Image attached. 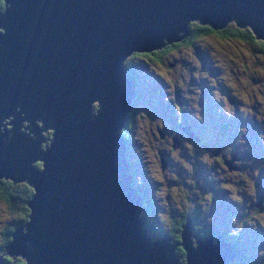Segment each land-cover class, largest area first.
Wrapping results in <instances>:
<instances>
[{"label":"water","instance_id":"95a60500","mask_svg":"<svg viewBox=\"0 0 264 264\" xmlns=\"http://www.w3.org/2000/svg\"><path fill=\"white\" fill-rule=\"evenodd\" d=\"M1 1L0 121L11 117L0 123V177L32 189L28 219L2 253L24 264H177L179 244L184 264L231 260L219 234L191 246L187 217L176 244L140 229L119 137L135 83L121 62L180 40L190 20L213 29L232 20L264 42V0Z\"/></svg>","mask_w":264,"mask_h":264},{"label":"rangeland","instance_id":"374dc122","mask_svg":"<svg viewBox=\"0 0 264 264\" xmlns=\"http://www.w3.org/2000/svg\"><path fill=\"white\" fill-rule=\"evenodd\" d=\"M212 40L214 39L201 37L193 44L189 58H184V55L190 51L189 47L176 48L175 52H170L167 58L172 62L171 65H166L165 60H162L150 66L151 63L145 65L139 60L136 71L134 69L133 74L138 78L137 84L140 85V88L135 86V90H138L140 94L142 92V100L137 108L138 118L135 120L134 136L129 145L131 151L129 154L126 153V158L131 162L134 187L139 188L140 184L151 187L146 190L148 198L146 208L149 207V210L146 212L142 210V212L144 216L148 214L147 218L152 225H158L161 221L164 222L161 224H167L169 212L175 214L180 208L191 206L199 199L200 205L211 206L206 208L205 212L198 214L200 220L203 218L205 221L204 216L207 214L214 217L212 224L217 227H221L223 223L230 224L229 218L236 210H239V207L235 202V205L228 206L219 204L221 201H229L224 195V182L227 180L238 185L248 170L255 171L257 175L253 178L252 185L248 184L243 192L246 193L256 182L264 185V143L259 136L261 133V139H264V59L248 48L243 41L230 40L224 43ZM203 49L204 56H202ZM167 81L168 84H166ZM202 87L206 89L205 97L201 95ZM175 88L178 89L176 97L182 100V105L179 110L175 109V118L172 119L169 111L164 113L161 109L158 100L167 102L165 108L168 104L173 105L172 90ZM224 95L234 99L233 106H229L226 101V107L218 103ZM92 103L95 104V102ZM223 111L233 117L230 118L234 120L232 125L235 124V126H230L227 121L229 117ZM196 115L199 116V123L193 124L196 122ZM258 115L263 117L261 122L257 120ZM10 117V115L5 116L0 123L9 120ZM168 120L170 122L173 120L175 126H181L182 122H185L183 123L185 125L189 124L193 130L202 135L201 140L206 144L202 147L198 142H196L198 146L192 141H182L181 144L176 142L171 151H168L169 142L172 143L169 138L175 134L170 131ZM35 123L39 125L38 121ZM21 124L24 126L25 121H21ZM211 126L215 131L211 130ZM250 127L255 129L259 143L254 140V132H249L247 135ZM230 128L236 138H241L239 142H234L230 138L228 134ZM48 131L49 129L40 131V135L46 137L45 134ZM159 133L161 138L158 136ZM28 134L31 136L30 133ZM45 145H47L45 139L39 143L40 148ZM218 148L219 150H216ZM218 151L235 155L239 152L241 159L244 158L247 163L239 165V172L229 173L236 170V166L233 167L230 164L225 167L224 164L219 166L215 163L211 156ZM232 161L234 160L230 163ZM159 162L162 166L161 170ZM207 175H214V177ZM252 190L253 188L248 191L250 195ZM228 191H231L230 188ZM243 192L240 191L239 194ZM141 202L142 200L140 204ZM24 207L26 208L24 220H27L29 209L25 204ZM240 212H242L241 209ZM223 218L224 220H221ZM13 219L14 213L8 211L0 201V227L5 221L11 222ZM24 225L20 223L16 226ZM258 226L260 227L259 224ZM253 229L259 233L255 237V242L251 243V254L257 261L240 264H264V233L256 227ZM252 236L248 229L240 232L236 238L238 246L236 245L235 249L246 250ZM189 237L193 247L195 246L194 237L198 240H201V237L203 239L209 237L210 241L214 240L209 235L201 236L200 231H194L192 226L189 227ZM230 237L232 235L227 234V239ZM167 242L174 244L169 237ZM196 243L198 244V241ZM176 258L178 261V256Z\"/></svg>","mask_w":264,"mask_h":264},{"label":"trees","instance_id":"16d2710c","mask_svg":"<svg viewBox=\"0 0 264 264\" xmlns=\"http://www.w3.org/2000/svg\"><path fill=\"white\" fill-rule=\"evenodd\" d=\"M2 8H3V4H2V1L0 0V11L2 10ZM254 36L255 35L251 32L250 28L247 25L238 27L234 25V22L232 20H227L224 23V25L218 29H213L206 23L199 24L197 20H190L186 23V31L180 40L164 43L163 45L157 48L150 49L148 51H132L121 62V67L124 69L125 73L133 79L135 86L140 88V85L137 84V81L139 80L133 74L134 69L136 71V67H138L140 63L139 60H141V62L145 65H147V63H151L150 66H152L153 64H158L162 60L163 61L165 60L166 65H171L172 62L167 59L170 52H175L176 48L181 49V48L189 47L190 51L184 55V58H189L191 56L193 44H195L198 40H200L201 37H208L209 40L214 39L212 41H215V42L222 41L224 43H227L230 40L235 41V42L243 41L248 48L255 51L258 56L264 59V42L260 38H254ZM161 42H165V39L161 38ZM202 52H203L202 56H204V49ZM196 53L200 56L198 51H196ZM183 62L185 61L183 60ZM152 71L154 72V70ZM207 73H208V70H207ZM166 84H168V81L166 82ZM134 98L132 100L131 110L129 114L125 116V123L119 129V137L121 141L124 143V147L126 148V149H123L125 156H126V153L129 154V149L127 147L130 145L132 136H134V131H135L134 126L136 123L135 120L138 118L137 111L133 110L134 109ZM165 100L167 101V99ZM225 101H226V97L222 96L221 100L218 103L222 107H226ZM174 107L176 110H179V106L176 103H174ZM223 113L229 117L227 118V121L230 124V126H235V124L232 125V123L234 122V120L230 118L232 116L227 114L224 111ZM258 116L259 117L257 118V120L261 122L263 120V117L261 115H258ZM195 117H196V122H193V121L192 122L193 124H198L199 116L196 115ZM167 122L169 123V120ZM183 123L185 122H182L181 129H180L182 133L178 134L179 131L178 132L173 131L175 134H178V139H177L178 142H180V144L182 143V141L191 142V138H196L197 141L200 142L202 135H200L195 130H193L189 124L186 123L185 125ZM5 128H8V125H5ZM184 129H186V131H183ZM211 130L215 131L213 126H211ZM170 131L172 130L170 129ZM49 132L50 130L45 134V136L48 135ZM249 132H254L255 142L257 141L259 143L261 140V142L264 143V139H261L262 137L261 133H259L260 140L256 138V131L253 127H250V130L247 131V135H249ZM228 134L230 138L233 139L234 142H239L241 139L240 137L236 138L234 133L231 131V128ZM171 144L172 143L169 142L168 151H171V148H173V146L175 145L174 144L171 146ZM237 144L235 146L236 150H237ZM255 149L257 148L255 147ZM216 150H219V148ZM211 157H213L215 163H217L219 166H221L223 162H227V164H225V167H228L230 164H232L233 167L236 166V170H232L229 172L232 174L240 171L239 169L240 164L246 165L247 163L245 162L244 158L241 159V155L239 154V152H237V154L235 155L234 153L227 154V153L218 151L217 154ZM228 158L230 159V161L231 160H234V161H232V163H230V161H226V159ZM31 164L35 169L40 170L41 161H38V160L35 162L33 161V163ZM127 164L129 167L130 174L132 175L133 170L130 167L131 162L128 159H127ZM256 175L257 173L255 171L252 172V171L247 170L246 174L244 175L243 180H240L242 182L239 183L238 185H235V183L228 182L227 180L224 182V187H225L224 195H225V198L228 199L229 201H226V202L221 201L219 204L228 206L230 204L235 205V203H237L239 210H236L234 212V215H232V217L229 218L230 224L223 223L221 227H217L211 224V222H213L214 220V217L212 215H207L206 220L209 225L204 226L203 218L202 220H200L198 214L200 211L205 212L206 208L211 207V206L200 205L199 204L200 199L196 201L195 203H192L191 206H185L182 209L180 208L178 212H176L175 214H172V212H169L167 214V218H168L167 224H161V222L164 223L163 221H161L160 224L158 225H152L150 220H148L147 218L148 214H145V216L143 215L144 212L149 210V207L146 208V206L148 205V198H147L146 190L149 188L151 189V187L148 186V187H144L143 189L138 188L137 193L141 195L142 197V202L140 204L141 206L140 211L137 216L139 217V221H143L142 227L140 229H144L145 236L149 234L153 235L154 237H159V238L168 236L169 238L172 239L174 244L180 242V224H183L184 217H187L190 220L189 227L192 226V229L194 231H200L201 236L209 235L211 239H214L216 234H220L222 236L220 237L222 239L224 238L228 243H231V241L227 239V234L232 235V237H230L229 239L233 237H235L236 239L240 232H242L244 229H248V231L252 233L253 236L248 242L247 249L246 250L242 249L241 251H238L236 249L237 253L235 254L234 258L232 260L225 262L224 264H240L241 262H247V261H248L247 263H254L257 261V259L253 257L251 254V250H252L251 243L255 242L256 240L255 237H257L259 233L258 231H256V229H253V228L256 227L257 229H260V231L264 233V185H262L261 182L259 183L256 182L255 185L252 187L253 190L251 192V195L250 193H248V191L251 190L252 188L247 190L246 193L243 191L245 190L248 184L250 186L252 185V180L253 178L256 177ZM207 176L214 177V175H207ZM24 181L25 180L17 181L11 184L10 179H6V178L3 179L2 177H0V201L4 204L5 208L8 211L14 213V219L11 222L5 221L4 223H2L0 227V254H1L0 260L2 264H24L23 260L20 257L7 256L2 253V247L9 238L8 236L9 232L13 229L14 226L20 223L23 224L26 221L24 220L25 213H26V208L24 207V201H26L27 198H29L32 192V189ZM228 188H230L231 190L230 192L228 191ZM240 191H242L243 193L239 194ZM14 200H16L15 203H14ZM254 200L257 201V204H254ZM240 209L242 210V212H240ZM142 210H144V212H142ZM209 214H211V212ZM221 220H224V218ZM147 221L149 223H147ZM257 223L260 225V227L263 226V228H260ZM247 226L253 227V228L249 229ZM194 235L196 236V234ZM189 238L191 239V237ZM232 246L234 247L233 244ZM172 252L178 256L179 264H184L183 249L181 245L177 244L173 246Z\"/></svg>","mask_w":264,"mask_h":264},{"label":"flooded vegetation","instance_id":"af4514ba","mask_svg":"<svg viewBox=\"0 0 264 264\" xmlns=\"http://www.w3.org/2000/svg\"><path fill=\"white\" fill-rule=\"evenodd\" d=\"M137 74H139L138 72H137ZM196 79H197V81H198V78L197 77H195ZM207 88V87H206ZM177 88H175V89H173L172 90V93H173V96H172V104L173 105H169L168 104V106H166V108H165V105H167L166 103H164L163 101H161V100H158V102H159V104H160V106H161V109L162 110H164V113H166V111H169V113H170V115H171V117H172V119L173 118H175L174 116H175V107H174V103H175V100H174V97L177 95ZM201 95H203L204 97L206 96V89L204 88V87H202V93H201ZM226 95V94H225ZM224 95V96H225ZM227 99H229L228 97H227ZM232 99V98H231ZM141 100H142V92H141V94L139 93V91L137 90V94L135 95V98H134V111H137V113H138V110H137V108H138V105H139V102H141ZM181 99H179V98H177V101H176V104L179 106V108H180V105H181ZM227 101V100H226ZM235 103V101H234V99H232V104H229V106H233L234 105V103ZM227 103H228V101H227ZM170 111H172V112H170ZM199 113V112H198ZM169 128L172 130V132L174 131V132H181L182 133V131L180 130L181 129V126L180 125H177V126H175L174 125V123H173V120H171V122L169 121ZM182 124V123H181ZM180 126V127H179ZM179 129V130H178ZM186 129H184L183 131H185ZM173 132V133H174ZM158 136H159V138H161V134L159 133L158 134ZM178 134H173V135H171L170 136V138H169V140H171V142H172V145H174V144H180V142H178ZM191 141L192 142H194L195 143V145H197L196 144V142H198L197 141V139L196 138H191ZM177 142V143H176ZM131 143V142H130ZM200 145H202V147L206 144L205 143V141H203V140H201L200 142H198ZM128 149H129V151H131V149L129 148V146L127 147ZM159 169L161 170L162 169V166H159ZM144 187H147L146 185H144V184H140V187L139 188H144ZM137 191H138V189L136 190V193H137ZM138 194V193H137ZM139 195V194H138ZM139 197L141 198V200H142V197H141V195H139ZM254 204H257V201H255L254 202ZM230 241H231V243H233L235 246L237 245L238 246V243L236 242V239H235V237H233V238H231L230 239ZM236 260V259H235Z\"/></svg>","mask_w":264,"mask_h":264},{"label":"clouds","instance_id":"9594fccd","mask_svg":"<svg viewBox=\"0 0 264 264\" xmlns=\"http://www.w3.org/2000/svg\"><path fill=\"white\" fill-rule=\"evenodd\" d=\"M137 83H138V82H137ZM134 90H135V89H134ZM135 91H136V90H135ZM159 163H160V162H159ZM224 163L227 164V162H224ZM224 163H223V164H224ZM225 164H224V165H225ZM131 177H132V176H131ZM128 186H129V184H128ZM139 211H140V210H139ZM201 212H202V211H200L199 213H201ZM204 217H205V219H207V214H205ZM203 221H204V220H203ZM203 224H204V226L209 225L208 222H207V220H205ZM211 224H212V222H211ZM212 225H213V224H212ZM216 235H217V234H216ZM216 235H215V236H216ZM219 235H220V234H219ZM148 236H149V238H150L151 240L159 239V237H154V236L151 235V234H149ZM220 236H221V235H220ZM221 237H222V236H221ZM194 238H195V237H194ZM188 239H189V241H190V238H188ZM195 239H196V238H195ZM223 239H224V238H223ZM201 240H203L202 237H201ZM228 240L230 241V239H228ZM213 241H214V240H213ZM168 243H169V242H168ZM169 244H171V243H169ZM232 244H233V243H232ZM233 245H234V244H233ZM234 249H235V245H234ZM235 251H236V253H237V250H236V249H235ZM234 256H235V255H234ZM234 256H233V258H234ZM233 258H232V259H233ZM232 259H231V260H232Z\"/></svg>","mask_w":264,"mask_h":264},{"label":"bare ground","instance_id":"6f19581e","mask_svg":"<svg viewBox=\"0 0 264 264\" xmlns=\"http://www.w3.org/2000/svg\"><path fill=\"white\" fill-rule=\"evenodd\" d=\"M136 93H137V90L133 92V94H132V96H131V98H130L129 107H128V110H127V111L125 112V114H124V121H123L121 127H122V126L124 125V123H125V116L128 115L129 112H130V110H131L132 100H133V98L135 97ZM175 99H176V100H175ZM174 100H175V103H176V101H177V97H176V96L174 97ZM121 127H120V128H121ZM124 149H126V148L124 147ZM135 194L138 195V194L136 193V191H135ZM138 197H139V195H138ZM139 200H141L140 197H139ZM137 214H139V212H137Z\"/></svg>","mask_w":264,"mask_h":264}]
</instances>
